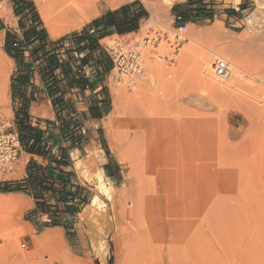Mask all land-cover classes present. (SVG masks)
<instances>
[{
    "label": "rangeland",
    "instance_id": "374dc122",
    "mask_svg": "<svg viewBox=\"0 0 264 264\" xmlns=\"http://www.w3.org/2000/svg\"><path fill=\"white\" fill-rule=\"evenodd\" d=\"M59 1L47 8L56 36L34 0L3 2L0 132L15 130V72L4 51L5 37L21 39L28 29H40L27 3L33 4L48 40L57 44L65 38L68 49L69 37L96 19L122 7L143 12L135 34L103 41L107 49L140 51L143 70L108 79V113L98 134L86 135L85 145L72 156L75 178L85 191L91 189V199L74 217L51 197L48 204L40 199L36 208L26 188L0 193L1 263L264 264V88L250 87L246 74L230 88L236 81L232 76L220 82L213 73L216 58L243 65L264 61V10L258 11L254 0H182L163 10V0H128L116 6L75 2L71 16L67 3ZM176 16L187 23L179 47L173 45ZM206 29L217 34L201 36ZM144 39L157 43L146 45ZM24 57L29 63V55ZM218 82L228 90L212 88ZM129 112L139 121L136 145L148 173L141 193L126 151L132 136L125 129ZM106 161L115 168L113 179L101 171ZM23 174L19 155L0 170V185L21 187Z\"/></svg>",
    "mask_w": 264,
    "mask_h": 264
},
{
    "label": "crops",
    "instance_id": "0c3cea01",
    "mask_svg": "<svg viewBox=\"0 0 264 264\" xmlns=\"http://www.w3.org/2000/svg\"><path fill=\"white\" fill-rule=\"evenodd\" d=\"M236 12L234 11L232 15L235 16ZM118 20L119 24L124 19L120 16ZM85 34L90 35L93 40L91 43L89 41L80 43L82 52H73L69 58L57 56L58 60L55 62L57 69L53 72V82L50 84L44 80L42 74H39L38 62L31 68L34 73L31 75L30 85H18L20 92H24L28 100L25 114L24 117L20 114L17 118L15 115L14 122V132L20 138L22 149L20 159L24 163V174L21 179H27L28 175L33 179L34 164L40 167L39 178L44 185L49 186L53 183L57 192L60 191L63 208L73 217L77 208L83 207L85 202L88 203L91 199L89 193L91 189L87 188L85 191L75 178L76 163L72 162V156L85 145L86 135L98 134V128L108 113L110 93L108 79L112 73V62L103 41L114 36H129L135 32L118 35L114 26H111L105 31L101 27L86 29ZM28 55V52H24V56ZM9 59L13 64V72L22 71L20 63ZM25 62L28 60L25 59ZM50 86L52 87L49 88ZM52 90L50 96L49 92ZM19 109V100H16L15 114ZM21 127H29L30 132H22L20 136ZM35 133L38 136L37 140L34 139ZM39 147L47 153L46 158L34 154ZM101 171L108 179L115 177V168L108 161L103 164ZM72 172L74 176H71ZM59 173L62 182L53 181ZM76 190L77 195H72ZM51 195L50 191L45 192L44 199Z\"/></svg>",
    "mask_w": 264,
    "mask_h": 264
},
{
    "label": "trees",
    "instance_id": "16d2710c",
    "mask_svg": "<svg viewBox=\"0 0 264 264\" xmlns=\"http://www.w3.org/2000/svg\"><path fill=\"white\" fill-rule=\"evenodd\" d=\"M26 6L31 9L33 17H34V22L35 24L39 25L40 29L38 30L37 27H32L28 29L27 31L22 33L21 39H18L16 37L15 39H12L10 38V35L8 34L6 35L5 42H4L5 53L9 56V58L13 59L16 63H20V67L22 68V71L18 70L15 72V77L13 79L14 82L12 83L13 102L16 103V100H19V104H20V109L15 114L16 118L20 114L24 117L26 103L28 101L26 99V94L24 92H20L18 85L19 84L30 85V78H31V75L34 73V70H31V68H33V66L37 62H38L37 68H38L39 74H42V76L44 77V80L46 79L48 84H50L51 82H53L52 80L54 76L53 72L57 69L55 67L56 65L55 62H57L58 60L57 56H60V57L65 56L66 58H69L70 54H72L73 52H82V49H81L82 47L80 46V43L85 42V41H89L91 43V41L93 40V38L90 35L88 36L85 34L86 29H90V28L96 29V28L101 27L105 31L106 28L114 26L115 31L118 35L127 34L130 32L136 33L139 30V21L145 17V14L143 12H138V11L129 12L127 7H122L119 11L112 12L109 15L104 16L103 18L94 20L91 26L82 30L81 33L70 36L69 39L72 40V41H69L71 48L68 49L64 47L65 45H63V43L67 41L65 38L58 41L57 44L54 43V41L52 42L48 40L46 32L44 28L42 27V24L34 9L33 4L27 3ZM230 14H234V11H231ZM120 16H122L124 20L122 21V23L118 24V21H119L118 19ZM105 34H109V33L105 32ZM48 42H51L50 45L48 44V46H51L52 49L48 48L47 46ZM36 44H37L36 49L34 50L30 49V51L29 50L27 51V49H29L31 46L36 45ZM58 44H60V46ZM24 52L29 53V57H30V60H32V63L25 62ZM60 52H63V53L60 54ZM77 83L78 85H80L79 81H77ZM51 87L52 86H50L49 88ZM52 93H53V90L49 92L50 96ZM22 132L29 133L30 128L21 127L19 129L20 136ZM25 136L27 137L28 135H25ZM34 139L35 140L38 139V136L36 133L34 134ZM34 154H37L38 156L43 157V158H46L47 156V153L44 150H42L40 147L38 148V150L34 151ZM59 162L61 163V161ZM40 171H41V168L34 164V178L33 179H31L30 176L28 175L27 179L21 181L23 182V184H21V182L18 183L19 185H23V186L21 187L17 186L13 189L9 187L11 186L10 184L4 183L3 185H0V193L8 194V193L21 192V190L24 188L32 190L33 198H35L36 208L41 207V205L38 202L40 199L41 200L44 199L45 192L50 191L52 193V195L50 196L51 198H53L56 201H60V200L63 201L62 197L59 196L61 194L59 193L60 191L57 192V189H55V187L53 186V183L49 186L44 185L42 179H40L38 176L40 174ZM60 175L61 173H59L57 175V178L53 179V181L62 182ZM71 176H74L73 172L71 173ZM67 184H69L68 180H67ZM71 187L73 186L71 185ZM72 195H77V190ZM46 200L47 199H45V203L48 204ZM86 204L87 203L85 202V205ZM65 212L68 213L67 211ZM74 213H77V212L75 211Z\"/></svg>",
    "mask_w": 264,
    "mask_h": 264
},
{
    "label": "bare ground",
    "instance_id": "6f19581e",
    "mask_svg": "<svg viewBox=\"0 0 264 264\" xmlns=\"http://www.w3.org/2000/svg\"><path fill=\"white\" fill-rule=\"evenodd\" d=\"M41 0H34L36 6H37V9H38V12L42 18V21L44 22L46 28L49 29V32L51 33L52 36H56V33L55 31L53 30L52 26H51V17L48 16L47 14V8L49 7L48 4H50V2H54V1H58V0H47L48 3L45 4V3H41L40 2ZM128 0H60L59 2L61 3H67L66 6H69V9H67V13L71 14V16H74L76 15V12L74 11V4L75 2L77 4H82V5H86V4H89L91 2H102V3H105V4H111L112 6H116V5H119L121 3H124ZM150 1V0H149ZM152 2L153 1H158V0H151ZM162 1V0H161ZM179 1H182V0H163L162 1V7H160L161 10H163L164 8H166L167 6H171L173 3L175 2H179ZM255 3H256V9L260 12L262 10H264V2H262V0H254ZM154 2V3H155ZM237 2V1H236ZM158 3V2H157ZM3 6V5H2ZM154 6V5H152ZM151 9V8H150ZM154 9V8H153ZM159 9V8H158ZM157 9V10H158ZM66 14V12H65ZM159 14V13H158ZM263 18V17H262ZM154 20V19H153ZM155 21V20H154ZM153 21V22H154ZM249 21V20H248ZM149 22V21H148ZM156 22V21H155ZM152 23V22H151ZM157 23V22H156ZM209 28V27H208ZM252 29V28H251ZM250 29V30H251ZM253 30V29H252ZM216 31L214 32L213 29H206V31L204 33H202L201 36H214L216 35ZM245 34V33H243ZM243 36V35H242ZM248 36V35H247ZM243 37H246L245 35ZM242 37V38H243ZM222 38V37H221ZM241 38V40H242ZM244 39V38H243ZM223 40V39H222ZM143 56V55H142ZM151 64V63H150ZM212 64V63H211ZM211 64H209V62L207 63V66L208 68L211 69ZM233 68H232V73H231V76L232 78H234L235 80L240 78V77H243L245 74L248 75L249 77V86L250 87H261V88H264V61H260V60H253V61H250L248 64H241V63H238L237 61H233L231 62ZM153 64H151V67H152ZM150 67V66H149ZM148 67V69H150ZM152 70V69H151ZM150 70V71H151ZM149 72V71H148ZM152 72V71H151ZM113 79L115 81H119V78L117 76V73L116 71H113L111 73ZM217 78V77H216ZM227 80L229 79H226V80H221L220 82H227ZM231 80V79H230ZM239 81V80H236L234 83L231 81L232 85H230V88H234L235 87V84L236 82ZM218 82L217 84H213L212 85V88L216 89V90H219L220 92L221 91H224L225 89H227L226 87L229 86L225 84V87L222 85V83ZM230 83V82H229ZM121 90V89H120ZM228 90V89H227ZM226 91V90H225ZM124 95V94H123ZM122 97V96H121ZM133 112H135V110H133ZM133 112H129L127 115V124H126V131L129 132V135L130 133H132V136L128 142V148H127V154H128V162H129V167H130V170H131V174L133 175V179L135 180L134 182V187L136 189V192L138 193H141L142 191V188H143V184H144V180H145V177H146V174L148 176V173L146 172L145 170V161H144V157H143V154L140 150V148L136 145V140H137V131H138V119H137V116L136 114H134ZM133 114V115H132ZM126 116V115H125ZM122 124V123H121ZM125 124V123H124ZM123 124V125H124ZM122 126V125H121ZM123 127V126H122ZM121 127V128H122ZM125 131V132H126ZM126 135V134H125ZM128 135V134H127ZM124 138V137H123ZM130 173V172H129ZM1 256V255H0ZM3 257V256H1ZM133 259V258H132ZM131 259V260H132ZM2 260V259H1ZM0 260V264H2ZM133 261V260H132ZM131 261L128 262V264H131L130 263ZM136 262V261H134ZM4 264V263H3Z\"/></svg>",
    "mask_w": 264,
    "mask_h": 264
},
{
    "label": "built area",
    "instance_id": "2783aa9c",
    "mask_svg": "<svg viewBox=\"0 0 264 264\" xmlns=\"http://www.w3.org/2000/svg\"><path fill=\"white\" fill-rule=\"evenodd\" d=\"M4 0H0V9ZM175 23L179 24L176 27V32L173 35V45L179 47L185 42L183 35L187 30L181 16L175 17ZM156 39H144L146 45H156ZM108 55L112 62V72L116 71L119 80L138 76L143 70V58L138 50H123L120 48L107 49ZM232 64L224 58H216L213 64V73L215 77L221 80H226L231 76ZM21 143L18 135L15 132L3 133L0 132V170H6L15 162L21 153Z\"/></svg>",
    "mask_w": 264,
    "mask_h": 264
}]
</instances>
